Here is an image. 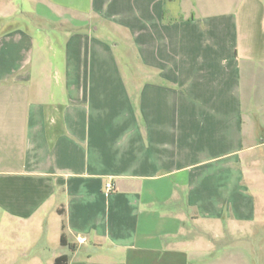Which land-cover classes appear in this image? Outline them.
I'll return each mask as SVG.
<instances>
[{
  "label": "crops",
  "instance_id": "obj_1",
  "mask_svg": "<svg viewBox=\"0 0 264 264\" xmlns=\"http://www.w3.org/2000/svg\"><path fill=\"white\" fill-rule=\"evenodd\" d=\"M0 23V264H197L264 227V0H0Z\"/></svg>",
  "mask_w": 264,
  "mask_h": 264
},
{
  "label": "rangeland",
  "instance_id": "obj_2",
  "mask_svg": "<svg viewBox=\"0 0 264 264\" xmlns=\"http://www.w3.org/2000/svg\"><path fill=\"white\" fill-rule=\"evenodd\" d=\"M1 25L2 23H0V26ZM258 170L261 174H264V169L259 168ZM257 182L258 185L254 187L255 192L264 197V190H262L264 188L261 187L260 180ZM252 231L253 230L250 231L249 229V232ZM254 233L255 237L251 239H248L246 234H238L235 238L226 236L217 239L216 243L219 248L212 251L201 252V254L196 257L198 261H196L197 264H264V227H261L259 232L254 229ZM262 233L263 236L261 235ZM233 244H235V247L232 246Z\"/></svg>",
  "mask_w": 264,
  "mask_h": 264
},
{
  "label": "trees",
  "instance_id": "obj_3",
  "mask_svg": "<svg viewBox=\"0 0 264 264\" xmlns=\"http://www.w3.org/2000/svg\"><path fill=\"white\" fill-rule=\"evenodd\" d=\"M61 213V212H60ZM65 236H62V244H65ZM72 249H75L74 246H71ZM55 264H70V258L69 256H62L56 259Z\"/></svg>",
  "mask_w": 264,
  "mask_h": 264
},
{
  "label": "built area",
  "instance_id": "obj_4",
  "mask_svg": "<svg viewBox=\"0 0 264 264\" xmlns=\"http://www.w3.org/2000/svg\"><path fill=\"white\" fill-rule=\"evenodd\" d=\"M106 191H107L108 193L114 191V186H113L112 184H107V186H106Z\"/></svg>",
  "mask_w": 264,
  "mask_h": 264
}]
</instances>
